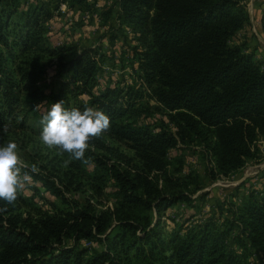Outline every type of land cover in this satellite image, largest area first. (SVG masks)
<instances>
[{
	"label": "trees",
	"instance_id": "trees-1",
	"mask_svg": "<svg viewBox=\"0 0 264 264\" xmlns=\"http://www.w3.org/2000/svg\"><path fill=\"white\" fill-rule=\"evenodd\" d=\"M241 1L122 0L124 20L146 25L142 34L149 29L151 38L141 37L148 44L139 54L133 84L94 94L97 51L92 48L67 61L60 58L59 72L66 70L67 76L49 92L39 84L41 66L26 61L15 66L16 51L25 54L41 44L53 16L51 1L22 10L21 0H0V141L24 103L30 110L44 101L50 106L63 101L68 109L102 110L110 118L106 132L128 144L141 162L111 163L102 154H90L97 165L92 176L97 190L102 193L113 181L114 206L100 213L89 199L71 203L63 195L67 208L34 220L0 200V209H7L0 212V264H247L254 251L264 255V184L239 202L217 204L202 222L177 224L171 231L162 223L165 210L192 202L201 187L191 174H169L174 163L168 152L179 141H202L210 133L217 166L229 174L245 164L259 133L264 135V61L245 44H231L249 21ZM147 89L176 132L160 119L129 121L149 111L143 102ZM86 93L90 100L83 104ZM101 143L98 137L89 145L101 148Z\"/></svg>",
	"mask_w": 264,
	"mask_h": 264
},
{
	"label": "rangeland",
	"instance_id": "rangeland-1",
	"mask_svg": "<svg viewBox=\"0 0 264 264\" xmlns=\"http://www.w3.org/2000/svg\"><path fill=\"white\" fill-rule=\"evenodd\" d=\"M47 1H51L53 16L45 23L41 44L25 54L16 51L19 59L16 64L11 63V67L21 61L41 66L43 73L39 84L49 92L67 76L66 70L59 72L60 58L64 56L63 59L67 61L80 50L92 48L97 51L96 83L92 89L94 94L107 86L126 87L136 81L139 74V54L148 44L141 37L148 40L151 35L148 29L143 36L141 29L146 25H134L124 20L122 0H86L82 5L73 6L61 0H21V9L27 10L33 4ZM241 5L245 8L249 21L233 36L231 44H245L249 52L255 53L256 59L264 61V0H242ZM145 10L146 8L142 11V16H145ZM153 14L152 9L150 15ZM80 100L83 104H88L89 94L82 95ZM143 102L149 111L130 118V122L146 124L160 119L169 124L173 132L177 131L167 111L151 97L150 89L146 90ZM25 105H21L8 121L7 131H3L0 141V146H5L10 141L18 145L24 164L21 176L24 172L31 176V180L25 183L13 203L15 213L22 218L37 220L44 213L56 212V208H67L63 195L71 203H85L89 199L97 213L112 209L115 203L112 197L113 181L108 182L102 193L97 190L92 178L97 165L90 154H102L110 158L111 163L121 160L141 165L140 160L134 158L135 152L128 144L116 140L106 132L100 136L101 148L89 145L85 153L88 164L73 159L66 165L65 161L70 159L69 154H60L57 149L48 148L39 138L43 128L41 120L50 110V103L44 101L38 108L37 105L30 110ZM209 135L210 133H206L204 137L203 134L202 141L197 138H189L188 143L179 141L177 147L168 152V159L174 163L169 166V174L173 178H184L191 174L198 178L201 186L192 196V202L180 201L163 212L162 223L169 231L177 224L202 222L217 204L239 202V198L251 190L262 189L264 135L259 133L245 164L229 174L219 170L212 150L213 140ZM33 165L36 172L31 171ZM176 168L179 171H175ZM162 184L163 181L160 180V186ZM82 244L88 247L90 243L82 241ZM247 264H264V255L254 251Z\"/></svg>",
	"mask_w": 264,
	"mask_h": 264
},
{
	"label": "clouds",
	"instance_id": "clouds-1",
	"mask_svg": "<svg viewBox=\"0 0 264 264\" xmlns=\"http://www.w3.org/2000/svg\"><path fill=\"white\" fill-rule=\"evenodd\" d=\"M41 124L40 140L48 148L57 149L60 154L68 153L70 159L65 161L66 165L73 159L88 164L85 153L89 149V142L109 129L110 118L95 108H65L64 102L60 101L51 105L42 117ZM4 131H7L6 125ZM23 167L15 142L0 146V200L7 204H13L25 183L31 180L27 172L21 176ZM31 171H37L34 165ZM6 211V208L0 209V212Z\"/></svg>",
	"mask_w": 264,
	"mask_h": 264
},
{
	"label": "built area",
	"instance_id": "built-area-1",
	"mask_svg": "<svg viewBox=\"0 0 264 264\" xmlns=\"http://www.w3.org/2000/svg\"><path fill=\"white\" fill-rule=\"evenodd\" d=\"M91 246H93L91 243L88 245V247H91Z\"/></svg>",
	"mask_w": 264,
	"mask_h": 264
}]
</instances>
